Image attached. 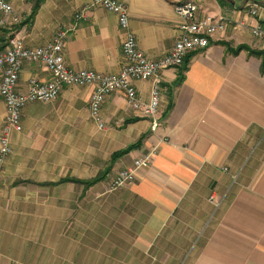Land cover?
I'll use <instances>...</instances> for the list:
<instances>
[{"label":"crops","instance_id":"obj_1","mask_svg":"<svg viewBox=\"0 0 264 264\" xmlns=\"http://www.w3.org/2000/svg\"><path fill=\"white\" fill-rule=\"evenodd\" d=\"M90 1L44 0L33 19L19 24L31 5L11 0L20 22L0 28V49L13 36L29 47L41 46L59 29L73 27L63 47L66 65L117 74L123 64L124 33L117 16L102 7L89 8L84 18L75 20ZM121 1L128 7L139 49L151 60L168 53L184 21L173 5L184 0ZM192 1L198 16L223 14L233 22L206 48L189 53L181 67L162 71L157 129H150V119L128 105L121 91L108 94L101 106L103 129L90 117L91 85L65 86L54 101L28 103L21 112L23 133H12L11 153L0 167V212L10 202L8 189L77 177L32 182L19 173L16 162L27 159L29 152H70L82 144L86 157L106 162L97 175L107 167V174L115 169L117 173L155 150L150 165L124 185L125 200L131 198L144 208L140 214L147 219L142 222L148 224V237L161 238L162 231L166 236L179 233L189 241L182 254L194 257L192 264H264V56L250 52L264 50V39L251 33L264 22V7L255 0ZM254 5L259 16L248 14ZM240 21L245 24L237 25ZM31 77L45 81L50 74L38 62H25L18 78L20 91L27 89ZM133 85L146 103L150 81L135 80ZM4 115L0 98V126ZM136 142L110 163L114 152ZM55 143L58 147H50ZM88 189L82 187L83 193ZM210 195L218 207L208 200ZM6 227L0 219V264H12L4 258L10 247Z\"/></svg>","mask_w":264,"mask_h":264},{"label":"rangeland","instance_id":"obj_2","mask_svg":"<svg viewBox=\"0 0 264 264\" xmlns=\"http://www.w3.org/2000/svg\"><path fill=\"white\" fill-rule=\"evenodd\" d=\"M23 133V129L22 132ZM50 147H58L54 144ZM61 147L68 148V145ZM85 147L75 151L29 152L16 161L19 173L32 182L65 175L91 178L106 162L86 157ZM54 155V156H53ZM53 156V159H51ZM57 157V158H56ZM15 162V163H16ZM118 169L83 193L78 184L38 186L29 183L8 189L0 212L6 227L12 264H192L182 254L189 241L178 234L149 238L144 208L125 200L124 186L112 190ZM6 200V203L8 201ZM10 228V229H9ZM166 236V237H165ZM173 236V237H171Z\"/></svg>","mask_w":264,"mask_h":264},{"label":"built area","instance_id":"obj_3","mask_svg":"<svg viewBox=\"0 0 264 264\" xmlns=\"http://www.w3.org/2000/svg\"><path fill=\"white\" fill-rule=\"evenodd\" d=\"M92 7H102L117 16L120 29L124 33L121 46L123 64L117 74H103L92 70L70 68L64 62L63 47L68 33L73 27L59 29L46 44L29 47L21 38L13 36L0 49V98L5 105V115L0 126V167L11 153V135L22 131L21 112L30 102H50L58 98L65 86H93L89 100V112L92 120L100 129L104 128L100 110L108 94L121 91L125 100L135 110L150 119V129L159 126L158 110L161 99L162 71L167 68L181 67L187 55L204 49L210 39L224 31L233 20L223 14H205L198 16V6L192 0H184L173 5L175 12L184 21L178 27L173 47L162 57L151 60L138 47L135 34L130 28V13L121 0H91L75 15V20L85 17V11ZM249 15L259 16L256 5L248 10ZM20 22L11 0H0V28H10ZM244 21L237 25H244ZM254 37L264 39V22H258L251 28ZM25 62H38L50 74L48 80L35 77L28 80V87L20 91L17 87L20 70ZM135 80L151 83L150 96L146 103L140 101ZM155 150L135 158L130 166L119 170L111 181V189H118L134 181L140 169L150 165ZM210 195L209 201L218 207L219 203Z\"/></svg>","mask_w":264,"mask_h":264},{"label":"trees","instance_id":"obj_4","mask_svg":"<svg viewBox=\"0 0 264 264\" xmlns=\"http://www.w3.org/2000/svg\"><path fill=\"white\" fill-rule=\"evenodd\" d=\"M28 3H30L31 5V9H30V13L29 15L23 20L21 21L19 24H26L28 23L31 19L34 18L37 10L39 9L40 5L43 3L44 0H26ZM252 54L255 55H259V56H264V50L263 51H250ZM186 63V60H185ZM169 110V109H168ZM138 142H136L133 145H130L129 147H127L126 149L114 152L111 155V160L110 163H113L119 156L127 153L129 150H131L134 146H137ZM110 167H107V169L101 171L100 173H98L97 175H95L92 178H88V179H82V178H77V177H63L60 178L57 182L55 183H47V182H42V183H38L40 185H52V184H60V183H64V182H73L75 184L81 185L83 187L84 190L88 189L89 187L93 186L94 184L98 183L99 181H101L102 179L105 178L107 172L109 171Z\"/></svg>","mask_w":264,"mask_h":264},{"label":"water","instance_id":"obj_5","mask_svg":"<svg viewBox=\"0 0 264 264\" xmlns=\"http://www.w3.org/2000/svg\"><path fill=\"white\" fill-rule=\"evenodd\" d=\"M254 2H255L256 5H258L260 7H264V1L255 0Z\"/></svg>","mask_w":264,"mask_h":264}]
</instances>
